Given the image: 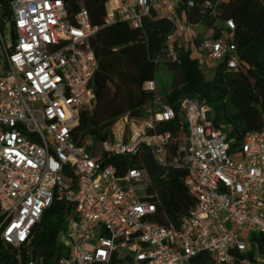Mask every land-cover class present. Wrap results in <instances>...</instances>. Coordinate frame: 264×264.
<instances>
[{"label": "built area", "instance_id": "built-area-1", "mask_svg": "<svg viewBox=\"0 0 264 264\" xmlns=\"http://www.w3.org/2000/svg\"><path fill=\"white\" fill-rule=\"evenodd\" d=\"M211 1L223 0L206 5ZM179 2L118 0L115 9L108 8L105 24L123 21L142 29L152 8L160 9L174 21L166 54L175 62L179 50L198 36L197 26L178 16ZM98 29L86 9L70 15L63 0H0L3 243L24 247L58 194L75 208L61 236L67 255L58 264H193L201 254H208L211 264H264L263 254L249 256L251 234H264V129L248 133L235 153L214 127L210 107L185 99L187 133L169 158L171 133L148 131L177 114L156 100L148 119H130L126 138L112 129L113 139L101 143L74 140L81 111L96 104L99 61L91 39ZM234 29L227 21L218 39L205 37L197 50L199 61L213 67L226 59L228 68L236 69ZM145 89L155 90L156 82ZM142 145L159 165L187 172L185 184L195 205L178 226L155 220L158 209L147 198L150 179L144 169L131 168L120 176L101 162L104 154L136 155ZM68 167L75 187L65 174Z\"/></svg>", "mask_w": 264, "mask_h": 264}, {"label": "trees", "instance_id": "trees-1", "mask_svg": "<svg viewBox=\"0 0 264 264\" xmlns=\"http://www.w3.org/2000/svg\"><path fill=\"white\" fill-rule=\"evenodd\" d=\"M63 1L70 15L86 9L92 26L99 28L91 39L99 61L94 78L96 104L81 111L79 125L73 132L78 144L84 138L95 143L113 139L112 129L121 118L148 119L147 107L152 108L156 100L170 105L177 114L175 120L160 122L148 131L149 134L171 133L169 158L187 133L181 108L185 99H196L210 107L214 127L225 135L232 151L243 144L248 133L264 129V0H223L218 5L211 1L210 6L206 5L208 0H180L178 16L187 23L203 26L214 39L224 32L218 23L223 26L227 21L234 23L238 67L229 69L227 60H222L209 81L197 57L200 42L205 38L198 29L197 38L179 50L178 60L174 62L166 54V41L174 30V21L160 9L152 8L143 20V28L137 29L123 21L105 24L111 0ZM188 1L194 2L192 8L188 7ZM160 68L172 73V83L163 93L156 79ZM151 81L156 82V89L146 90V83ZM101 162L114 166L120 176L131 168L146 171L150 179L147 198L156 203L155 220L160 224L178 226L195 205V198L185 184L187 172L179 167L159 165L145 145L133 156L104 154ZM65 174L75 187L73 171L68 167ZM74 209L73 204L57 194L24 247L14 249L0 238V264H28L31 260L37 264H58L67 255L61 236ZM249 249V256L255 252L264 255V234H251ZM193 264H211V257L201 254Z\"/></svg>", "mask_w": 264, "mask_h": 264}, {"label": "rangeland", "instance_id": "rangeland-1", "mask_svg": "<svg viewBox=\"0 0 264 264\" xmlns=\"http://www.w3.org/2000/svg\"><path fill=\"white\" fill-rule=\"evenodd\" d=\"M108 8L110 9V6L108 5ZM218 26L224 27L223 29L225 30V26L222 25V23H218ZM197 29L205 36L208 37L210 36V32H208L207 29H205L203 26H197ZM10 32V31H9ZM197 55L196 53L193 55L195 56ZM198 57V56H197ZM202 68L204 69V73H205V77L206 79L212 80L216 74L217 71V65L211 67V66H204V63H202ZM156 79H157V83L159 86V89L162 91V93L165 91V89L167 87H170L171 83H172V73L166 71L163 68H160V70L157 72L156 75ZM149 109H151L150 105H148L147 107V113H149ZM150 115V114H149ZM124 119H127V122L125 120H119L113 127V131L114 133H116L117 137H124L126 138V136H128L130 134L131 131V124H130V119L123 117ZM122 118V119H123ZM138 126V124H137ZM135 128V127H134ZM236 153V151H234ZM234 153V154H235ZM249 236V235H248ZM247 236V237H248Z\"/></svg>", "mask_w": 264, "mask_h": 264}, {"label": "crops", "instance_id": "crops-1", "mask_svg": "<svg viewBox=\"0 0 264 264\" xmlns=\"http://www.w3.org/2000/svg\"><path fill=\"white\" fill-rule=\"evenodd\" d=\"M117 3H118V0H111L109 2V6H110L109 11H112L113 9H115V7L117 6Z\"/></svg>", "mask_w": 264, "mask_h": 264}]
</instances>
